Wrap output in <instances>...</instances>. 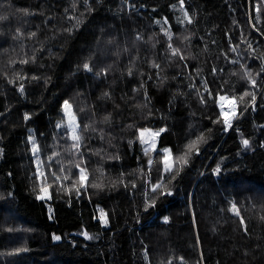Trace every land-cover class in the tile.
Returning a JSON list of instances; mask_svg holds the SVG:
<instances>
[{
  "label": "trees",
  "instance_id": "16d2710c",
  "mask_svg": "<svg viewBox=\"0 0 264 264\" xmlns=\"http://www.w3.org/2000/svg\"><path fill=\"white\" fill-rule=\"evenodd\" d=\"M183 9L191 23L180 0H0V264H264V0H184ZM219 94L239 108L229 130ZM66 100L79 153L57 127ZM142 128L164 129L155 150ZM158 182L172 194H153Z\"/></svg>",
  "mask_w": 264,
  "mask_h": 264
},
{
  "label": "snow or ice",
  "instance_id": "6c2138e0",
  "mask_svg": "<svg viewBox=\"0 0 264 264\" xmlns=\"http://www.w3.org/2000/svg\"><path fill=\"white\" fill-rule=\"evenodd\" d=\"M183 2L184 0H180V3H181V11L184 12V18L185 20L188 22V23H191V18L188 16V13L187 11H185L183 9ZM173 7H175V5H173ZM260 11V8L259 6L257 5L256 7V12L259 13ZM0 19H2V17H0ZM70 19H73L72 17H70ZM167 21L165 20V23ZM180 23H183L184 21H179ZM251 22V21H250ZM157 23H160V21H157ZM253 28H256V25L253 24L252 25ZM71 30V29H70ZM163 31H165V34L169 36V39H171V34L170 32H168L167 30H164L162 29ZM257 31H259V29L257 28L256 29ZM31 35H35V33H32ZM262 35H264V33H262ZM187 39V38H185ZM249 47H251V45H249ZM169 48L171 49L172 51V54L173 56H176V55H180V58L183 59V55L180 54V50L178 48H174L172 47L171 43H169ZM232 51H236V48H232L231 49ZM21 63H28V61H21ZM155 67H159L158 65H155ZM241 67H244L243 65ZM83 68L86 70V71H92V68L90 67L89 63H84L83 65ZM261 71H264V65H262V68H261ZM97 75H100L101 73H96ZM129 74L131 75V70H129ZM259 75V73L257 74ZM17 78H20V79H23V77H20L19 74H17ZM243 78H245L253 88H255L257 86V81L256 79L253 78V75L251 73L250 70H245V72L243 73ZM32 79H37L36 77H32ZM207 91V88L205 89ZM20 91L23 92L24 91V85L23 84H20ZM210 94V93H209ZM244 96H251V102H252V106L255 107V100H256V95L254 92H245L243 94ZM202 101H203V97H201ZM226 99L225 96H219V101L221 102L220 103V117L222 118V123L230 128L232 127V120L235 119L237 117V104L236 103H233L232 106H231V109L230 110H225V107H224V104H223V101ZM235 100V98H233ZM240 99L242 100L243 99V96L240 97ZM72 109V105L69 103V101H64V105H63V111H64V114L65 116L67 117L68 119V123H67V127L70 129L71 131V136H70V139L73 141L72 143V146L71 148L72 149H75L77 153H79V149H80V141L82 140V136L79 134V132L77 131L79 125L76 123V116L75 114L71 111ZM30 117L29 115L26 113L25 116H24V119L25 120H28ZM106 120L108 119V117L105 118ZM217 122H220V120L218 119ZM65 126L62 122H58L57 124V127L60 128V127H63ZM88 125H85V128H87ZM144 131H147V130H141V137H143V134H144ZM160 132H163L164 129H160L159 130ZM154 136H159V132H156L153 134ZM30 140L32 142V152H33V155L36 156V162H37V175L38 176H44L45 173L41 170L42 169V166H43V161L40 160L39 158V153H40V147L39 145L36 144V141L35 139L31 138L30 137ZM204 141V137L203 135H201V137H198L197 138V141H193V142H190L189 145L187 146L188 148V152H186L184 154V156H181L179 159L181 160V164H180V169L182 170L184 166H186L188 164V159H187V156L193 151L195 150V152L198 154L199 153V148L197 147V143L198 142H203ZM243 144L245 146H248L249 145V141L247 139L243 140ZM153 150H155V141L153 140ZM71 151V149L69 150ZM164 153H169L170 150L167 149V148H164L162 150ZM0 152H2V149H0ZM145 154H147V149H145ZM57 153H53V157L56 156ZM53 157H49L48 159L51 160ZM149 165H151L153 163L152 160H149L148 161ZM164 165H165V171L166 172H171L172 171V168H173V164L169 162V157L166 155L165 156V159H164ZM78 170H79V180H80V184H81V188H84L87 186L86 184V180H87V176H86V168L84 167H81L80 166V163H76L74 165ZM64 169L61 168V171H63ZM70 171V169H69ZM216 172H219L220 169L219 167H217V169H215ZM177 175H179V172L176 173ZM53 177H55V180L56 181H59L60 180V177L56 175V173H52ZM65 180L68 179L67 176L64 177ZM172 179H175V176L172 177ZM49 188L51 187V185L48 186ZM92 187H96V188H101L103 187L102 184H93ZM153 194H155L156 192L159 191L160 193V196H164V195H171V191L170 190H167V191H163L161 190V184L158 182L157 184L153 185ZM73 188H75V183L73 182ZM75 190L77 191V193H79L80 189L79 188H75ZM41 191V195H38V199H44L46 196H48V188H45V187H41L40 189ZM70 191V190H69ZM159 197L155 198V199H150V202L146 204V207H154L155 204H156V199H158ZM231 211L234 212L235 215L239 216L240 215V212H239V209L237 208L236 204L233 203L231 205ZM106 214H103L102 213V218L105 217ZM167 221V217H165V222ZM104 223H107V220L104 219L103 221ZM241 223L243 224L244 223V220L243 218L241 217ZM246 230V229H245ZM87 239H92L93 237L90 236L86 231L82 233ZM54 239L56 240H59L60 237L59 236H54L53 237ZM25 249H17V251H24ZM183 259V258H181ZM169 264H171V262H169Z\"/></svg>",
  "mask_w": 264,
  "mask_h": 264
},
{
  "label": "rangeland",
  "instance_id": "374dc122",
  "mask_svg": "<svg viewBox=\"0 0 264 264\" xmlns=\"http://www.w3.org/2000/svg\"><path fill=\"white\" fill-rule=\"evenodd\" d=\"M219 95L220 96H223L221 94H219ZM235 102H236V100H235ZM217 104H218V106L220 105V103H219V97L217 99ZM219 109H220V106H219ZM71 111H72V109H71ZM220 111H221V109H220ZM238 111H239V108H238ZM67 123H68V119H67V117L64 114L63 124L65 126H63V127L66 128L67 132H69V135L71 136V131L67 127ZM76 123H77V120H76ZM141 130H147V131H144L143 137H141ZM141 130L139 132V135H140L139 137L141 138V141L143 142V144L147 148H153L152 144H153V140H154L155 141V147H156L157 146V143H158V136H154L153 134L156 133V132H159L160 133V131H159L160 128H155V129L154 128H142ZM164 148H167L168 149V147H162V150ZM166 155L169 157V162L172 163V160H171V157H170V153H164V156H163V165H164V159H165V156ZM164 167H165V165H164ZM232 214H233V216L235 217V220L238 222V224L240 226L242 235H244L245 234L244 224L241 223V217H240V215L239 216L235 215L233 211H232Z\"/></svg>",
  "mask_w": 264,
  "mask_h": 264
},
{
  "label": "built area",
  "instance_id": "2783aa9c",
  "mask_svg": "<svg viewBox=\"0 0 264 264\" xmlns=\"http://www.w3.org/2000/svg\"><path fill=\"white\" fill-rule=\"evenodd\" d=\"M223 96L226 97V99L223 101V104H224L225 110H226V111H227V110H230L232 104H233V103H236V102H235V100H234L232 97H230V96H226V95H223ZM219 103H221V102L219 101ZM236 111H237V113L239 114L238 107H237ZM238 114H237V116H238ZM236 118H237V117H236ZM236 118H235V119H236ZM235 119L232 120V124H233V122H234ZM224 127H225V129H227V130L230 129V128L226 127L225 125H224Z\"/></svg>",
  "mask_w": 264,
  "mask_h": 264
},
{
  "label": "bare ground",
  "instance_id": "6f19581e",
  "mask_svg": "<svg viewBox=\"0 0 264 264\" xmlns=\"http://www.w3.org/2000/svg\"><path fill=\"white\" fill-rule=\"evenodd\" d=\"M235 121V120H234Z\"/></svg>",
  "mask_w": 264,
  "mask_h": 264
}]
</instances>
